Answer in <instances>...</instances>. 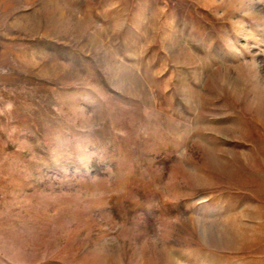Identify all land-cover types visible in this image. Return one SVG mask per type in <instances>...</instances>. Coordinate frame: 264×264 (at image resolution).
<instances>
[{
  "label": "rangeland",
  "instance_id": "rangeland-1",
  "mask_svg": "<svg viewBox=\"0 0 264 264\" xmlns=\"http://www.w3.org/2000/svg\"><path fill=\"white\" fill-rule=\"evenodd\" d=\"M0 264H264V0H0Z\"/></svg>",
  "mask_w": 264,
  "mask_h": 264
}]
</instances>
